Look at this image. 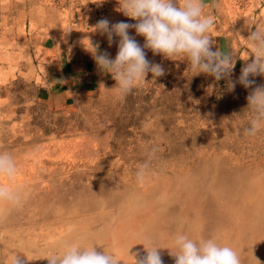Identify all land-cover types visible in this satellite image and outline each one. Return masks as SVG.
<instances>
[{
	"label": "rangeland",
	"instance_id": "1",
	"mask_svg": "<svg viewBox=\"0 0 264 264\" xmlns=\"http://www.w3.org/2000/svg\"><path fill=\"white\" fill-rule=\"evenodd\" d=\"M64 1L75 29L115 58L119 38L110 45L93 26L102 18L137 21L120 11L118 0ZM202 2L203 14L213 19L214 49L234 57L235 82L244 61L228 46L245 6ZM223 2L225 11H234L230 16L222 15ZM130 34L143 46L144 37L134 29ZM89 51L91 45L83 53L89 69L82 89L53 95L23 83L11 88L13 105L1 106L0 149L19 171L12 181L0 176V185L26 196L18 207L0 202V264L14 255L20 264H48L47 255L73 242L135 264L146 255L145 236L172 250L177 233L215 238L241 264H264V130L243 134L252 118L247 89L236 83L229 90L227 80L198 74L183 56L145 49L165 74L149 73L121 98ZM145 162L140 182L136 173ZM160 252L164 264H175L168 249Z\"/></svg>",
	"mask_w": 264,
	"mask_h": 264
},
{
	"label": "clouds",
	"instance_id": "2",
	"mask_svg": "<svg viewBox=\"0 0 264 264\" xmlns=\"http://www.w3.org/2000/svg\"><path fill=\"white\" fill-rule=\"evenodd\" d=\"M118 4L126 17L137 22L112 23L107 18L100 19L93 26L95 32L106 36L110 45L118 37V51L115 58H111L109 53L99 52L98 46L89 40L92 48L89 52L97 68L111 74L116 82L113 88L119 97L130 94L146 81L149 73L155 78L165 74L162 65L147 59L145 49L166 58L183 56L198 74L214 77L216 81L227 80L229 90H234L236 83L252 89L247 96L246 107L252 118L244 127L243 134L256 136L264 130V85H256V81L250 78L264 76V30L250 32L248 39L253 45L254 58L244 64L238 80L234 82L231 79L234 57L230 52L225 54L214 49L210 35L213 19L203 14L202 0H181L180 3L178 0H118ZM130 29L144 37L143 46L130 34ZM148 168L149 162L140 165L136 173L138 181L143 182ZM18 171L14 157L0 149V176L12 181ZM25 196L19 187L0 185V202L18 207ZM171 244L172 250L162 248L154 243L151 236H145L142 245L146 255L135 260V264H164L161 249L169 250L175 264H241L238 253L227 245H221L215 238L194 240L177 233ZM45 259L48 264H120L116 255L77 242L64 244L58 253L49 254ZM9 264H20L19 257L14 255Z\"/></svg>",
	"mask_w": 264,
	"mask_h": 264
},
{
	"label": "crops",
	"instance_id": "3",
	"mask_svg": "<svg viewBox=\"0 0 264 264\" xmlns=\"http://www.w3.org/2000/svg\"><path fill=\"white\" fill-rule=\"evenodd\" d=\"M241 1L238 4L245 7L239 18L240 32L228 46L233 55L241 54L244 63L240 70L254 58L250 32L264 30V0ZM220 5L222 15L234 13L223 9L227 7L224 2ZM71 16L64 0H0V110L2 105H13L11 88L23 83L53 95L85 86L89 63L83 53L91 36L75 29ZM233 29L235 33L236 27ZM250 78L256 85H264V76Z\"/></svg>",
	"mask_w": 264,
	"mask_h": 264
},
{
	"label": "bare ground",
	"instance_id": "4",
	"mask_svg": "<svg viewBox=\"0 0 264 264\" xmlns=\"http://www.w3.org/2000/svg\"><path fill=\"white\" fill-rule=\"evenodd\" d=\"M249 158V157H248ZM263 161V160H262ZM241 162V161H240ZM245 162V161H244ZM253 163V162H252ZM240 164V163H239ZM256 165V164H255ZM239 166V165H238ZM254 169V168H253ZM250 170V169H249ZM255 170V169H254ZM181 171V170H180ZM208 171V170H207ZM231 171V170H230ZM247 171V170H246ZM251 171V170H250ZM231 172H234V171H231ZM252 172V171H251ZM249 173V172H248ZM230 174V173H229ZM195 182V181H194ZM221 183V182H220ZM225 192V191H224ZM228 193V192H227ZM204 197V196H203ZM158 198V197H157ZM155 200H156V198H155ZM199 202V201H198ZM26 203V202H25ZM21 205H23V204H21ZM252 215V214H251ZM250 217V216H249ZM248 217V218H249ZM247 218V217H246ZM28 219V218H27ZM243 219H244V217H243ZM250 219V218H249ZM33 221V220H32ZM28 224H29V221H28ZM23 225V224H22ZM30 225H28V227H29ZM27 231V230H26ZM33 233V232H32ZM25 234H27V233H25ZM228 246V245H227Z\"/></svg>",
	"mask_w": 264,
	"mask_h": 264
}]
</instances>
